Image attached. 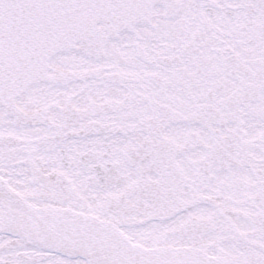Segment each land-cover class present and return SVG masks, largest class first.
Listing matches in <instances>:
<instances>
[{
  "label": "snow or ice",
  "instance_id": "1",
  "mask_svg": "<svg viewBox=\"0 0 264 264\" xmlns=\"http://www.w3.org/2000/svg\"><path fill=\"white\" fill-rule=\"evenodd\" d=\"M0 264H264V0H0Z\"/></svg>",
  "mask_w": 264,
  "mask_h": 264
}]
</instances>
